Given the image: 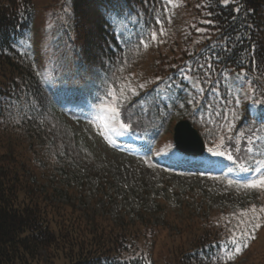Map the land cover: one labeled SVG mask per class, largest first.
Wrapping results in <instances>:
<instances>
[{"label": "trees", "instance_id": "16d2710c", "mask_svg": "<svg viewBox=\"0 0 264 264\" xmlns=\"http://www.w3.org/2000/svg\"><path fill=\"white\" fill-rule=\"evenodd\" d=\"M173 3L180 4L190 19V42L175 50L170 72L155 84L166 90V98L150 102L147 92L138 90L125 99L122 119L130 133H150L156 143L178 114L190 121L206 150L224 137L222 150L255 167L257 159L264 160V0H235L227 7L219 0ZM237 5L238 14L233 11ZM171 8L166 0H52L48 9L55 13H47L49 20L41 27L33 0H0V264L35 262L38 253L50 249L69 264H148L143 254L127 247L125 233L100 214L89 222L76 205L52 201L49 178L57 180L81 168L70 136L57 144L60 127L65 134L69 122L91 127L110 150L96 125L67 108L99 107L107 90L118 84L110 68L141 50V40L150 43L152 31L170 30ZM202 19L215 21V26L199 23ZM192 25L207 31L198 33ZM43 36L69 54L52 73L65 94L62 99H56L49 90L53 87L43 80L38 56ZM153 89L154 85L149 91ZM76 146L80 149L81 143ZM248 147L252 154L246 152ZM172 149L162 155L163 163L190 160V168H208L202 160L171 155ZM190 173L201 177L199 171ZM245 191L250 200L240 211L259 206L262 199L258 190ZM240 211L225 209L227 221L238 225L241 217L234 214ZM231 231L209 223L190 239V249L174 264L236 262L253 241L234 261H227Z\"/></svg>", "mask_w": 264, "mask_h": 264}, {"label": "rangeland", "instance_id": "374dc122", "mask_svg": "<svg viewBox=\"0 0 264 264\" xmlns=\"http://www.w3.org/2000/svg\"><path fill=\"white\" fill-rule=\"evenodd\" d=\"M51 2L52 0H33L36 22L41 27L49 20L46 14L55 13V10H49ZM174 4L179 6L171 5V29L160 27L157 32L164 31L167 34L163 37L158 35L157 41H150L147 49L142 47L141 50L132 52L121 66L110 68L118 82L113 88L117 95L120 86L126 84H131L136 91L148 92L170 72L173 65L171 60L176 57L175 50L190 42V19L184 14L180 4ZM42 39L44 47L38 54L41 72L45 83H50L54 88L56 80L52 73H55L56 65H60L69 54H65L60 47L55 49L53 42L44 36ZM64 64L63 62V69ZM53 65L54 70L51 68ZM140 84L145 87L140 89L137 87ZM132 94L126 92L124 101ZM124 105L121 106V113ZM83 106V110L89 111V106ZM182 120L189 121L181 116L175 117L169 131L161 135L152 148V158L147 160L107 149L86 124L69 122L71 127L69 131L66 129L65 134V129L62 133L60 127L61 134L57 135V144L63 142L64 135L66 140L70 136V143L77 150L76 161L82 165L80 172L74 170L73 173L58 177L57 180L49 178L50 187L54 188L52 201L76 205V208L87 213L89 222L94 219L93 215L103 216L106 223L112 222L118 230L125 233L127 247H133L137 254H143L148 264H174L181 254L190 249V239L194 235L197 236L200 229L209 223H216L218 228H237L236 223L227 221L225 209L240 211L242 205L250 200L245 189H238L235 185L228 187V177H224L225 175L199 177L173 171L163 172L161 165L152 162L153 157H162L171 149L174 124L178 121L184 122ZM120 136L125 137V134ZM77 141L81 143L80 149L76 146ZM11 150L10 147L6 148V153L10 154ZM53 182L60 184L53 185ZM46 185L47 183H44V187ZM261 193L257 191V196H262L257 210L264 207V194ZM250 209L251 207L248 210ZM252 241L253 245L246 254L232 264H262L264 226L258 230L256 239ZM36 257L35 262L29 260L28 264H69V260L64 262L51 249L41 251Z\"/></svg>", "mask_w": 264, "mask_h": 264}, {"label": "snow or ice", "instance_id": "6c2138e0", "mask_svg": "<svg viewBox=\"0 0 264 264\" xmlns=\"http://www.w3.org/2000/svg\"><path fill=\"white\" fill-rule=\"evenodd\" d=\"M167 4L172 5L174 7H178L179 5H175L173 0H166ZM219 2L224 6L227 7L230 3H235V0H219ZM197 7H201L197 5ZM233 11L235 13H239L241 11V7L237 5ZM211 15V13H209ZM235 19V17H233ZM160 20H156V24H160ZM171 23V21H169ZM201 24L213 25L215 26V21L210 19H202L199 21ZM196 32L204 33L207 29L196 27ZM252 27V25H249ZM167 33L164 31H160L157 33L156 31H152L150 33V40L153 42L157 41V36H165ZM197 43L199 41H196ZM140 44L147 49L148 41L141 40ZM255 49L253 48L250 54H253ZM210 67V65H209ZM241 76L244 73H240ZM137 87L143 89L145 85L140 84ZM126 92H131L135 94L136 88H133L131 84L122 85L119 88V95H117V91L110 87L109 91L106 94L105 100L99 106L98 112L96 117L94 118L93 123L99 122L98 126L101 129L100 135L105 136L109 140H111L112 136H119L123 133H126L130 129V125L122 119L121 113V106L125 102L124 96ZM193 101H189L192 103ZM256 103H261V101H255ZM237 106H239V101L236 102ZM184 107V105H181ZM235 115V114H234ZM233 124L229 122L227 124V128L231 130ZM254 141L251 139L248 141V144H253ZM225 144L224 137H220L219 143L215 145V147H211L208 149L209 153L213 157H222L232 163L234 167L229 168L228 172L225 173V176L228 177L227 185L228 187H232L235 185L238 189H247V190H258L260 192H264V160L257 159L255 161V167L248 166V161L243 159L234 158L231 152L226 150H222ZM246 152L248 154L253 153V148L248 147L246 148ZM173 155H179L178 151L174 147L172 149ZM207 164L209 167H220L222 161L220 159H212L208 160ZM247 174L252 173L253 175L249 178L247 176L240 178V174ZM236 177V178H232ZM259 213V214H257ZM241 217L240 222L237 225V228L232 229V236L229 240V244L231 245L225 252V257L227 261H234L238 256H240L244 250H246L250 246V241L256 239V233L258 230L264 226L261 221H264V207L259 208L258 210L256 207H252L248 211H240L237 214ZM237 230L239 231V235H237Z\"/></svg>", "mask_w": 264, "mask_h": 264}, {"label": "water", "instance_id": "95a60500", "mask_svg": "<svg viewBox=\"0 0 264 264\" xmlns=\"http://www.w3.org/2000/svg\"><path fill=\"white\" fill-rule=\"evenodd\" d=\"M173 140L178 149L188 154H200L204 150L200 136L188 122H179L175 125Z\"/></svg>", "mask_w": 264, "mask_h": 264}]
</instances>
